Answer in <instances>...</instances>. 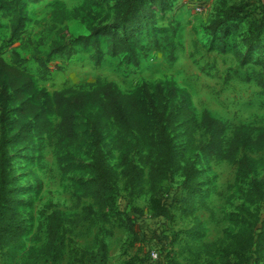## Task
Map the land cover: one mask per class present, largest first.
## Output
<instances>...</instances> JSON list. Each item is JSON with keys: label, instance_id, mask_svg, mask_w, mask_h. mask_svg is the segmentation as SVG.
Listing matches in <instances>:
<instances>
[{"label": "rangeland", "instance_id": "rangeland-1", "mask_svg": "<svg viewBox=\"0 0 264 264\" xmlns=\"http://www.w3.org/2000/svg\"><path fill=\"white\" fill-rule=\"evenodd\" d=\"M261 1L144 0L135 13L136 26L127 31L139 40L137 62L127 54L112 56L102 37L105 57L101 65L78 44L71 57L56 54L52 58L49 64L58 67L48 79L40 77L36 52L46 59L55 41L60 46L70 44L111 25L125 16L127 0L32 4L25 43L10 44L11 29H0V54L11 61L16 48L27 58L39 90L53 93L98 79L112 81L139 95L148 107L152 126L147 139L129 138L122 149L114 143L116 130H104L102 144L116 189L113 202L101 206L92 194L95 144L86 121H80L84 132L80 145L59 148L49 141L43 144L34 119H18L13 91L6 78H0V91L6 87L12 94L7 133L11 178L28 230L23 247L0 246V264H95L92 258L100 253L102 241L107 247L106 264H145L153 248L159 250L163 264L168 260L170 264H220L243 233L262 226L264 150L253 154L262 159L254 170L239 174L237 166L205 157L196 144L207 136L197 127L192 133L187 131L178 116V130L173 133L177 149L168 176L151 179L159 123L145 93L147 87L168 114L173 109L179 113L183 102L194 109L198 119L208 109L227 122L229 135L239 124L263 125L264 86L259 77L264 79V48L246 57L249 47L244 41L252 22L246 12L252 13ZM55 10H68L70 16L57 22ZM241 10L244 13L239 17L226 19L228 13ZM120 31L125 33L123 28ZM246 59L250 62L243 64ZM1 103L0 96V119ZM17 121L28 126L26 136H20ZM162 206L166 213L155 215ZM54 213L63 220L64 248L58 261L39 253L47 240L48 218Z\"/></svg>", "mask_w": 264, "mask_h": 264}, {"label": "trees", "instance_id": "trees-1", "mask_svg": "<svg viewBox=\"0 0 264 264\" xmlns=\"http://www.w3.org/2000/svg\"><path fill=\"white\" fill-rule=\"evenodd\" d=\"M43 0H0V29H11L10 44L16 41L24 42V33L31 21L29 7L39 4ZM144 0H127V12L124 17L117 19L111 25L102 27L88 36L74 39L70 44L58 45L55 41L48 57H38L36 61L40 66V77L48 79L55 66L50 65L52 58L58 54L61 58H69L77 50L75 45L82 44L85 49L93 53V60L101 65L105 52L102 48V37H106L108 53L112 56L127 54L132 61L137 62L138 38L128 33L129 27L137 24L135 13ZM247 17L252 20L249 26L250 35L245 38L251 53H256L264 48V0L260 7L251 11ZM228 13L226 19L239 17L243 10ZM240 14V15H239ZM53 16L57 22H65L70 12L68 10H55ZM225 26V21L221 23ZM123 28L125 33H121ZM133 36V37H132ZM25 43V42H24ZM242 55V54H240ZM27 58L23 57L14 48L11 61L0 54V78H6L8 87L13 91V101L18 103L16 113L18 119L33 118L34 128L43 142L49 141L59 148H67L72 145H80L84 139L83 126L80 122L85 120L86 126L91 129V135L95 144L92 169L94 172L92 194L97 203L107 206L113 202L116 185L113 181V173L106 159L103 148V132L105 129H114V143L118 148H124L129 143V138L139 136L145 140L149 137L152 126L149 120L147 105L134 92L122 90L115 82L98 79L88 85L78 87H66L49 93L47 90H39L37 80L29 71ZM248 59L243 64H248ZM263 77H259L260 85L264 86ZM152 114L159 123L158 127V151L151 160V179L161 180L168 176L169 169L176 155V142L173 133L178 130L177 117L183 118L182 125L187 131L193 132L194 128L202 130L207 136L199 141L196 148L209 159L227 161L238 168V173H246L254 170L262 159H255L253 154L264 150V124L260 126L251 124H239L234 127L229 135L227 122L217 118L210 110L202 112L198 119L195 111L186 102L182 103L179 113L172 111L167 113L165 109L156 104L150 90L145 88ZM28 94L33 95L32 98ZM11 93L8 88L0 91L2 115L0 119V246L13 244L15 247L25 245L24 238L28 233L26 222L22 218V209L17 197L18 190L12 186V157L7 140L8 123L10 121L8 103L11 101ZM44 100L41 104L39 101ZM56 116L55 119L52 116ZM20 128V136L28 134V126L15 122ZM261 191V190H259ZM166 209L158 207L155 215L161 216ZM63 220L56 213L48 218L46 234L47 240L39 250L42 257H50L53 261L61 258L64 242L61 235ZM264 220L256 231L243 233L234 250L230 252L220 264H261L264 258ZM107 247L101 242V251L92 258L95 264H106ZM38 255V254H36ZM147 264V262L145 263ZM162 263V260L160 262ZM167 264H170L168 260ZM178 264V263H175ZM199 264V263H195Z\"/></svg>", "mask_w": 264, "mask_h": 264}, {"label": "built area", "instance_id": "built-area-1", "mask_svg": "<svg viewBox=\"0 0 264 264\" xmlns=\"http://www.w3.org/2000/svg\"><path fill=\"white\" fill-rule=\"evenodd\" d=\"M150 260L147 262V264H160L161 262V254L158 249L151 250L150 253Z\"/></svg>", "mask_w": 264, "mask_h": 264}]
</instances>
